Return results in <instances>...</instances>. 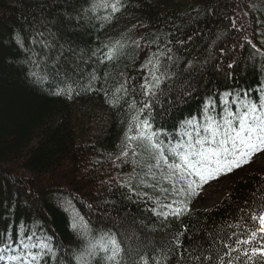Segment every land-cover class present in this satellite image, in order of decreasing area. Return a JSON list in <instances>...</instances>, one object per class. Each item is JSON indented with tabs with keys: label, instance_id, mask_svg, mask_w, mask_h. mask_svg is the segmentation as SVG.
<instances>
[{
	"label": "trees",
	"instance_id": "16d2710c",
	"mask_svg": "<svg viewBox=\"0 0 264 264\" xmlns=\"http://www.w3.org/2000/svg\"><path fill=\"white\" fill-rule=\"evenodd\" d=\"M47 2L51 4L52 0ZM94 2L57 0L53 8L71 6L73 16L79 13V22L57 33L59 44L77 52L76 56L65 52L62 67L71 74L74 62L85 87L94 73L99 78L95 87L109 93L79 88V95L69 99L54 94L57 87L64 86L60 83L63 76H53L43 85L33 83L25 75L26 53L14 44L2 43L13 28L30 31L37 0H0V230L11 226L15 237L23 224L38 230V234L54 235L57 248L76 249L78 239L70 227L71 211L58 206L71 198L75 208L90 216L97 229L112 228L118 234L123 231L139 236V240L130 241L133 246L162 240L166 232L187 224L190 233L193 229L199 233L193 234V240L207 248L208 242L215 239V246L220 247L221 238L241 231L228 227L243 224L239 218L245 214L239 210L264 199V169L253 162L236 170L226 176L227 194L214 208L191 207L192 212L180 220L162 223L148 209L156 200L170 203L172 196L161 193L159 185L146 186L155 183L145 176L146 169L137 167L133 172L131 164L121 166L116 160L130 111L127 103L112 107L107 101L125 79L131 93L125 99L130 102L134 96L141 100L139 86L149 75L143 65L153 52H166L165 45L172 49V59H161L170 66L166 70L172 76L162 86L165 93L159 97L164 108L156 111L162 113L158 122L169 129L182 118L196 114L202 98L213 89H255L258 80L264 81V75H259L264 58L254 54L246 40L264 51V0H125L126 10L113 14L111 21L101 19L109 12L93 10ZM116 41L124 45L116 61L100 63L99 55H90L97 49L107 51L104 46ZM133 41H139L140 47ZM56 52L53 49L51 55ZM233 61L238 67L232 70L235 78L229 81L215 66L220 64L227 71L224 66ZM189 64L194 69H189ZM188 85L196 91L185 98L186 102L178 103L180 90ZM130 175L139 194L131 201L126 196L132 193L120 187ZM12 206L14 214L9 215ZM189 243L185 238V246ZM62 255L70 259L69 253Z\"/></svg>",
	"mask_w": 264,
	"mask_h": 264
},
{
	"label": "snow or ice",
	"instance_id": "6c2138e0",
	"mask_svg": "<svg viewBox=\"0 0 264 264\" xmlns=\"http://www.w3.org/2000/svg\"><path fill=\"white\" fill-rule=\"evenodd\" d=\"M56 2L52 0L49 4L47 0H37V8L30 17V31L25 33L23 28H13L7 41L2 43L14 44L26 53L23 61L27 65L25 75L33 83L43 85L53 76H63L60 83L64 86L57 87L56 95L71 99L73 94L79 95V88L90 92L103 90L108 95L107 89L95 87L99 78L94 73L88 77L85 87L74 62L70 66L71 74L62 67L61 58L65 57V52L73 56L77 52L71 46L65 49L59 44L57 33L73 22H79V13L73 16L71 6L64 8L63 5L53 10ZM127 6L125 0H95L93 10L109 12L108 16L101 19L111 21L113 14L126 10ZM232 23L235 26L234 19ZM159 39L157 37L156 41ZM171 42L168 40V44ZM132 43L140 47L139 41ZM246 43L254 49V54L264 58V51L250 39ZM261 43L264 44V41ZM104 47L107 51L97 49L90 52L91 56L99 55L100 63L116 61L124 45L116 41ZM165 47L166 52L159 55L153 52L143 65L149 75L143 78L139 86L141 100L137 101L134 96L130 102L125 99L131 95L125 79L107 101L112 107H119L121 102L127 103L130 111L116 160L121 161V166L131 164L133 172L137 167L146 169L145 176L156 181L147 184V187L156 188L159 185L161 193L179 197L167 204L156 200L153 207L148 209L162 223L173 219L178 221L191 213L193 200L200 196L210 182L253 163L254 158L264 159V81L258 80L255 89H213L202 98L196 114L177 121V126L172 129L158 122L162 113L156 109L164 108L159 99L165 93L162 86L172 76L166 70L170 66L161 59H172L169 55L172 49L167 45ZM53 49H57L55 56L51 55ZM8 62L15 63L14 60ZM224 67L227 71L220 64L215 69L226 80H233L232 70L238 64L233 61ZM188 68L194 69V65L189 64ZM259 75H264V66ZM104 82L107 83L106 77ZM195 91L191 85L181 89L177 102H186L185 98L191 97ZM130 181L131 175L120 187L132 193L126 196L131 201L133 196L139 194ZM160 181L166 182L169 187H164ZM5 206L8 207L7 204ZM58 206L65 212L71 211L70 227L78 239L77 248H57L54 235L38 234V230L34 231L23 224L18 226L14 237L10 226L0 230V264H172L173 260L176 264H264V199L259 203L254 202V206L247 210H239L245 214L239 218L243 224L237 222L228 225L241 231H233L226 238H221L218 241L220 247H216L217 241L212 239L207 248L198 240H193V234L199 233L194 229L190 233L187 224L181 225L176 231L166 232L162 240L150 242L144 247L133 246L130 241L139 240V236L135 233L126 235L123 231L118 234L112 228L97 229L90 216L75 208L71 198L63 200ZM87 207L91 209L92 205L88 204ZM13 214L14 206L9 208V215ZM185 238L190 242L188 246L184 244ZM62 253H69L70 259H66Z\"/></svg>",
	"mask_w": 264,
	"mask_h": 264
},
{
	"label": "rangeland",
	"instance_id": "374dc122",
	"mask_svg": "<svg viewBox=\"0 0 264 264\" xmlns=\"http://www.w3.org/2000/svg\"><path fill=\"white\" fill-rule=\"evenodd\" d=\"M254 163L259 167L264 169V159L254 158ZM222 178V177H221ZM210 182L206 185L198 198L194 199L191 207L195 209L208 210L214 208L220 201L222 197L227 194L229 182L224 176L222 179ZM156 183V181H154ZM164 187H169L166 182L162 181ZM173 199H179V197H172Z\"/></svg>",
	"mask_w": 264,
	"mask_h": 264
}]
</instances>
